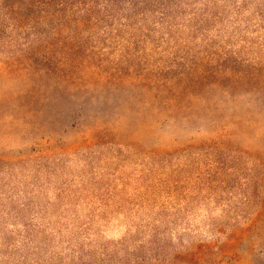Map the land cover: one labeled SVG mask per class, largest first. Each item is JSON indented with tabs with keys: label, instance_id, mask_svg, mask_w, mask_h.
<instances>
[{
	"label": "rangeland",
	"instance_id": "1",
	"mask_svg": "<svg viewBox=\"0 0 264 264\" xmlns=\"http://www.w3.org/2000/svg\"><path fill=\"white\" fill-rule=\"evenodd\" d=\"M0 264H264V0H0Z\"/></svg>",
	"mask_w": 264,
	"mask_h": 264
}]
</instances>
